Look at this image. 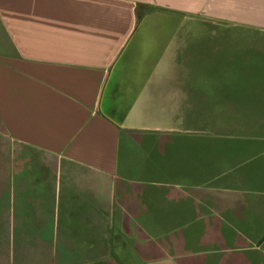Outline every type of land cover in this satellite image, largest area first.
I'll return each mask as SVG.
<instances>
[{
  "label": "crops",
  "instance_id": "crops-1",
  "mask_svg": "<svg viewBox=\"0 0 264 264\" xmlns=\"http://www.w3.org/2000/svg\"><path fill=\"white\" fill-rule=\"evenodd\" d=\"M167 20L264 30V0H0V264H264L263 220L241 226L264 200L224 164H169L153 193L119 175L188 90ZM148 212L171 218L155 240Z\"/></svg>",
  "mask_w": 264,
  "mask_h": 264
},
{
  "label": "rangeland",
  "instance_id": "rangeland-1",
  "mask_svg": "<svg viewBox=\"0 0 264 264\" xmlns=\"http://www.w3.org/2000/svg\"><path fill=\"white\" fill-rule=\"evenodd\" d=\"M170 24L159 26L161 36L164 44L178 39L177 76L188 90L172 104L157 106L161 118L145 119L147 128L163 129L156 137L143 130L139 150L122 143L130 152L121 153L120 177L144 183L153 193L157 187L151 182L170 183L169 164H224L230 188L264 200V30L200 20ZM259 205L245 214L246 230L263 226L264 203ZM170 220L148 212L142 222L150 240L169 230Z\"/></svg>",
  "mask_w": 264,
  "mask_h": 264
}]
</instances>
